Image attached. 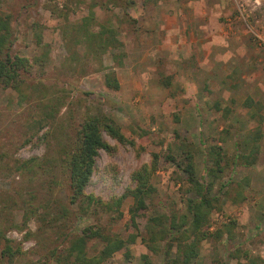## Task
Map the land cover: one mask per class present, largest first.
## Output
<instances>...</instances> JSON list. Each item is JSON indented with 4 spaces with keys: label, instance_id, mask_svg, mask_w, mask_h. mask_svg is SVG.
Here are the masks:
<instances>
[{
    "label": "rangeland",
    "instance_id": "1",
    "mask_svg": "<svg viewBox=\"0 0 264 264\" xmlns=\"http://www.w3.org/2000/svg\"><path fill=\"white\" fill-rule=\"evenodd\" d=\"M0 12L12 40L3 53L28 61L9 85L0 80V253L5 239L12 252L0 262L71 264L70 244L90 227L136 235L101 264H174L178 232L169 222L190 219L192 192L166 156L191 152L202 178L211 144L225 160L247 155L258 128L253 165L203 178L217 205L189 264H264V227L247 209L264 210V0H0ZM99 36L118 43L101 52ZM109 72L118 90L105 86ZM99 113L127 141L102 132L108 149L99 150L84 192L110 204L126 195L118 209L83 211L70 202L67 155L84 118ZM143 166L154 169V190L135 227L127 191ZM103 245L88 238L86 256Z\"/></svg>",
    "mask_w": 264,
    "mask_h": 264
},
{
    "label": "trees",
    "instance_id": "2",
    "mask_svg": "<svg viewBox=\"0 0 264 264\" xmlns=\"http://www.w3.org/2000/svg\"><path fill=\"white\" fill-rule=\"evenodd\" d=\"M9 17L0 12V80L6 85H9L18 76V70L25 68L28 65L26 58L19 56L11 57L4 50H8L11 40V29L9 24ZM103 33V32H102ZM100 33V35L102 34ZM101 52L115 46L116 40L112 37L103 39L99 36L98 42ZM104 84L107 88L112 90L119 89V83L114 72L106 73L104 76ZM246 104H250V99L246 100ZM107 133L112 138H115L119 142L127 141L124 135L120 131V127L109 117L104 114H97L87 116L80 124V128L77 133V143L72 151L67 155V178L70 188V202L77 203L82 206L83 211L86 209H99L102 211H110L112 206L116 209L121 204L124 196H121L112 204L105 203L100 199L95 198L91 194H85V188L88 185L92 173L96 165V158L99 150L108 149L107 143L102 137V132ZM261 138L260 130L252 133V146L249 154L247 155H235L231 160H225L223 148L215 143L209 146L207 155L211 160V167L205 171L202 178H199L195 172L194 159L188 151H182L185 156L182 159H176L174 155H167L166 159L177 166L186 175V181L189 183V191L192 192V197H188L185 200L187 212L190 214V219L187 216L182 215L178 221L172 219L169 222V228L175 229L178 234L171 236V239L176 241L177 256L173 259L172 263H176L179 258L184 264H189L191 258L195 257L199 251V243L201 240L207 237V230L205 229L208 223V216L211 210L217 205V197H209L212 189L211 182H203L205 176L211 178H217L223 173H227L233 170L234 165L242 163L246 166H251L255 163V157L259 151L258 139ZM154 169H150L147 166H143L137 172V184L134 188L127 191V195H130L133 199V205L129 208L130 222L136 227V218L146 209L145 199L154 190L149 184V176ZM114 208V209H115ZM118 211V210H117ZM121 213L118 212L117 217H120ZM173 218V217H172ZM160 219H154L157 221ZM163 230V229H161ZM163 232V231H162ZM3 234V233H2ZM0 232V237L2 236ZM91 237H99L103 240V248L93 257H87L84 245L86 240ZM3 238V236H2ZM164 238V235H163ZM5 239V238H4ZM136 239V235H130L126 240H123L117 236H103L98 230L91 231L90 227L85 228L82 231V235L74 238L73 242L68 248V254L73 255L71 264H101L105 259L110 257L114 252L121 251L125 248L126 243H133ZM170 248L166 250L168 255ZM11 255V246L7 239L4 240V247L1 250L0 258L3 260L7 255ZM181 256V257H180ZM249 260V264H259L255 260ZM3 264V262H0Z\"/></svg>",
    "mask_w": 264,
    "mask_h": 264
},
{
    "label": "crops",
    "instance_id": "3",
    "mask_svg": "<svg viewBox=\"0 0 264 264\" xmlns=\"http://www.w3.org/2000/svg\"><path fill=\"white\" fill-rule=\"evenodd\" d=\"M220 58L218 59V57H214L213 59L226 61L225 59H227V56H221ZM263 137H264V134H263ZM246 141L248 142L249 138H246ZM248 145H249V143H247V145L244 146L245 151L248 149ZM260 151H262V150H260ZM250 208H251V210L253 209V211H255V213H256L254 216V219H257V221H260V224L264 227V221H261V215L264 214L263 206L260 208V210H258V205L255 206L253 204L252 205L249 204L247 209H250ZM261 246H264V244L263 245L261 244Z\"/></svg>",
    "mask_w": 264,
    "mask_h": 264
}]
</instances>
